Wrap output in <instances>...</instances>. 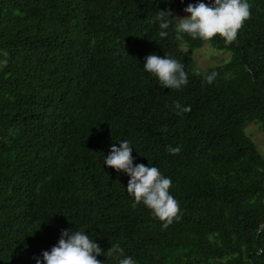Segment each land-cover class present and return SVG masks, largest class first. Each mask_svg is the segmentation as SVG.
<instances>
[{"label": "trees", "instance_id": "1", "mask_svg": "<svg viewBox=\"0 0 264 264\" xmlns=\"http://www.w3.org/2000/svg\"><path fill=\"white\" fill-rule=\"evenodd\" d=\"M189 2L0 0V264H35L61 229L123 249L104 264H264V150L245 131L257 123L264 139V0H247L228 44L176 38ZM204 44L228 58L196 66ZM152 53L180 61L188 83L163 88L142 67ZM122 140L134 164L170 177L179 211L167 227L102 164Z\"/></svg>", "mask_w": 264, "mask_h": 264}, {"label": "clouds", "instance_id": "2", "mask_svg": "<svg viewBox=\"0 0 264 264\" xmlns=\"http://www.w3.org/2000/svg\"><path fill=\"white\" fill-rule=\"evenodd\" d=\"M249 9L247 0H196L195 3H188L183 8L186 15L177 18L176 38L181 39L182 34H187L192 38L209 40L218 35L226 44L231 43L236 39L238 29L249 18ZM170 16L167 10L157 11L155 20L161 29V38L168 35L166 30ZM142 67L153 74L163 88L179 90L188 83L183 64L169 55L161 57L155 53L149 54L144 57ZM215 76L216 73L211 72L205 77L206 82L211 83ZM190 107L173 102L176 115L190 111ZM132 150L130 141L116 142L104 155L102 164L125 174L128 179L124 188L133 197V206L142 203L164 222L162 227H167L179 211L176 199L169 193L172 181L155 165L134 164ZM167 151L175 155L180 148L169 145ZM100 255L120 257L123 249L113 245L105 251L84 230L61 229L56 243L33 259L35 264H104V260L97 259ZM118 264H135V261L131 256H123L118 259Z\"/></svg>", "mask_w": 264, "mask_h": 264}, {"label": "rangeland", "instance_id": "3", "mask_svg": "<svg viewBox=\"0 0 264 264\" xmlns=\"http://www.w3.org/2000/svg\"><path fill=\"white\" fill-rule=\"evenodd\" d=\"M196 0H190L189 3H195ZM186 13L180 12L179 18L185 16ZM229 54L227 52L217 50L211 47L209 44H204L202 47L197 48L193 52V57L195 59V65L201 68L207 66H212L219 64L228 58ZM245 131L249 133L252 140L258 145V147L264 150V139L262 133L259 131L257 123H249L245 127Z\"/></svg>", "mask_w": 264, "mask_h": 264}]
</instances>
